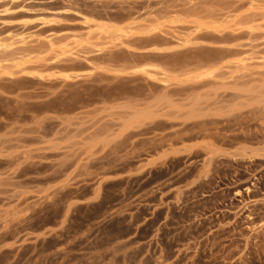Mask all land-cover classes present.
<instances>
[{"label": "rangeland", "instance_id": "1", "mask_svg": "<svg viewBox=\"0 0 264 264\" xmlns=\"http://www.w3.org/2000/svg\"><path fill=\"white\" fill-rule=\"evenodd\" d=\"M0 264H264V0H0Z\"/></svg>", "mask_w": 264, "mask_h": 264}]
</instances>
